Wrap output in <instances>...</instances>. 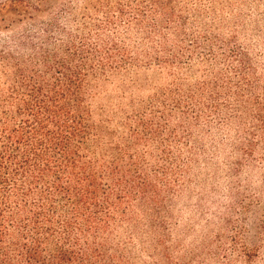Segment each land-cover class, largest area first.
Listing matches in <instances>:
<instances>
[{
  "label": "trees",
  "instance_id": "trees-1",
  "mask_svg": "<svg viewBox=\"0 0 264 264\" xmlns=\"http://www.w3.org/2000/svg\"><path fill=\"white\" fill-rule=\"evenodd\" d=\"M48 28L0 53L10 78L0 86V264H133L132 229L152 234L155 249L167 241L190 161L185 118L219 85L164 91L155 110L138 104L122 119H99L102 80L137 68L136 58L101 34L62 30L54 39Z\"/></svg>",
  "mask_w": 264,
  "mask_h": 264
},
{
  "label": "rangeland",
  "instance_id": "rangeland-1",
  "mask_svg": "<svg viewBox=\"0 0 264 264\" xmlns=\"http://www.w3.org/2000/svg\"><path fill=\"white\" fill-rule=\"evenodd\" d=\"M49 25L54 39L62 30L101 34L136 58L137 68L102 80L99 119H122L138 104L155 110L165 92L219 85L185 118L190 161L167 241L155 249L152 234L132 229L133 264H264V0H0V53L18 52L15 38L41 37ZM9 79L0 63V86ZM170 119L177 128L184 120Z\"/></svg>",
  "mask_w": 264,
  "mask_h": 264
}]
</instances>
